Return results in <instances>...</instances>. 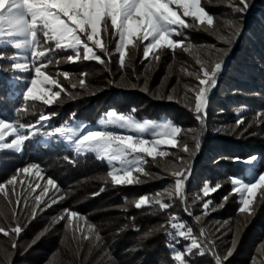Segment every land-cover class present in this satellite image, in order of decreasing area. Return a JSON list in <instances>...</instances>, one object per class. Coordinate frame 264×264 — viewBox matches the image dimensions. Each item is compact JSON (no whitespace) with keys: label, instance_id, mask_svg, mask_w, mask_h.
Returning a JSON list of instances; mask_svg holds the SVG:
<instances>
[{"label":"trees","instance_id":"1","mask_svg":"<svg viewBox=\"0 0 264 264\" xmlns=\"http://www.w3.org/2000/svg\"><path fill=\"white\" fill-rule=\"evenodd\" d=\"M247 4L240 12L235 10V6L242 7L239 0H201V6L214 17V30L205 31L203 26L183 30L188 38L185 44L198 46L191 54L183 48L174 53L165 49L159 61L151 56L145 60L143 44L137 42L138 47L130 46L131 54L121 68L116 39L107 38L110 62L99 49L96 51L104 64L83 60L56 64L53 58V63L42 70L57 78L66 92L50 106L23 99L34 68L20 71L11 67L10 59L0 60V117L30 125L41 114H53L39 134L25 143L22 152L0 150V183L16 175L17 169L36 164L44 179L35 175V170L29 176L22 177L21 173L18 179L25 184H43L51 177L60 191L56 193L49 185V195L65 197L50 208L37 210L35 219H30L31 208L21 211L15 205L22 191L20 184L12 196L13 204L0 194V227L15 226L13 210L23 225L19 237L0 233V264H179L174 259L176 253L182 254L187 264H216V256L223 258L229 250L232 255L224 264H264V200L257 195L252 216L239 213L240 197L231 182L233 177L244 182L252 178L250 166L243 163L251 156L257 157L253 166L257 172H264V118L257 115L264 112V0H247ZM185 19L192 22L191 18ZM236 28L239 35L234 36ZM1 52L9 56L14 50L6 47ZM70 54L71 50L55 55ZM197 56L209 63L221 57L224 61L208 94L203 124L194 111V95L188 91L198 86L196 77L188 75L200 70ZM58 72L71 73L69 80L77 87L72 88L69 80L56 75ZM82 73L87 75L82 77ZM81 78L86 81L83 88L78 84ZM59 90L52 87V91ZM68 93L74 98L70 99ZM110 110L137 119L169 121L182 129L177 137L179 147H162L171 153L169 156L155 161L146 157L144 168L151 176L134 173L142 181L139 184L114 186L107 177V161L41 142L46 136L44 130L73 121L94 122ZM241 118L243 123L237 125ZM183 145L189 151H183ZM177 168L185 170L187 176L183 198L165 195L164 202L172 205L166 211L158 205L135 208V201L145 194L154 196L172 188L175 178L171 171ZM206 182L210 187H221L205 196ZM7 190L11 191L12 186ZM206 201H211L207 214L203 209ZM64 209L77 211L95 225L100 240L94 236L89 240L73 239L64 221L55 222ZM173 215L192 229L204 254H200L201 249H193L190 255L185 252L191 239L176 235L169 223ZM201 229L206 238L200 235Z\"/></svg>","mask_w":264,"mask_h":264},{"label":"snow or ice","instance_id":"2","mask_svg":"<svg viewBox=\"0 0 264 264\" xmlns=\"http://www.w3.org/2000/svg\"><path fill=\"white\" fill-rule=\"evenodd\" d=\"M239 5L242 7L235 6V10L243 12L248 7L247 0H239ZM185 18H191L192 22L190 23ZM200 26H203L205 31L214 30V17L201 6V0H0V48L11 47L14 50L9 56L0 52V60L10 59L11 67L20 71L34 68V77L31 78L29 86L23 93V99L25 101H42L45 105L50 106L60 98L62 92H66L57 78L42 70L53 63V58H55L56 64L62 60L71 63L81 60L96 61L104 64V58L96 51L99 49L110 62L111 53L107 38H111L116 39L115 51L118 54L121 68L126 66L125 58L131 54L130 46L136 48L139 44H143L145 60L151 56L153 60L159 61L160 53L165 49L174 53L177 48H183L184 51L191 54V50L198 46L191 43L185 44V40L188 38L183 30ZM233 35H239L238 28ZM174 36L183 38L174 39ZM69 50L72 54L65 57H56L55 55L57 51L67 52ZM223 55H227V50L223 51ZM196 63L200 65L199 72H189L188 75L196 77L198 86L189 88L188 91L194 95V111L197 114V119L203 124L208 94L217 82L224 61L221 57L209 63L197 56ZM184 71L187 72L186 69ZM56 75L69 80L72 74L58 72ZM86 75L87 73L81 74L82 77ZM69 83L72 88L77 87V84L72 83L71 80ZM78 84L82 88L85 87V79L81 78ZM48 86L60 90L52 91V87ZM68 97L74 98L71 93H68ZM168 99H172V97L169 96ZM132 111L135 112V109ZM52 115L41 114L39 119L30 125L16 124L0 117V150L9 149L22 152L25 143L39 134V129L45 126L44 122H47ZM257 115L264 118V112ZM106 118V121H101L97 128H89L86 125L75 127L65 125L47 132L46 135H59L73 146L78 155L91 153L95 154L98 160L107 161L110 168L107 177L111 179L114 186L141 183L140 177L134 173H140L145 177L151 176V173L144 168V164L147 163L146 157L155 161L157 157L164 158L171 154L163 150L161 146L171 148L180 146L177 137L182 129L171 122L161 124L151 121L138 122L132 115L119 114L115 110L107 112ZM240 123H243L242 118L237 120V125ZM113 129H119V131ZM149 130H151L150 133ZM145 133H149L151 138H146ZM8 136L13 137L10 142H6ZM182 150L187 152L189 148L187 145H183ZM235 159L239 160V158ZM256 161L257 157L255 156L243 161L250 166V173L253 177L251 181L244 182L236 177L231 178L234 193L240 195L241 206L238 212L246 214L247 217L255 213L253 205L257 195L261 200H264V172H257L253 167ZM115 164H119V167H116ZM33 170H35V175H41L39 166L31 164L17 169V174L13 175L6 183H0V194L4 195L10 205L13 204L12 196L16 195V185H21L22 191L17 196L15 205L21 211L24 208H31L30 219H35L38 214L37 210L43 211L65 198L63 195H49V185L56 193L60 191L58 184L51 177L46 178L43 184L31 181L25 184L23 179H18L21 173L31 174ZM171 175L175 178L172 188L163 193L158 192L154 196L145 194L135 201V208L141 209L145 206L158 205L161 211H166L172 205L164 202L165 195L169 198L173 195L183 198L187 180L185 170L177 168L171 171ZM41 179H44L42 175ZM9 185L12 186L11 191L7 190ZM220 187V184L210 187L206 182L203 194L208 196L219 190ZM37 189L40 191L35 194ZM94 195H98V193ZM224 199L227 200L228 197ZM210 204L211 201L203 203L205 214H207ZM41 205L44 207L42 208ZM188 214L191 215V212ZM12 218L15 226L9 229L0 227V233H3L4 236L15 234L16 237H19L23 231V225L19 223L17 211L13 210ZM196 219L199 221L200 218L196 217ZM60 221L65 222V228L72 232L73 239L79 237L89 240L94 236L95 240H100L95 225L89 223L77 211L64 209L55 222ZM80 221L84 223L81 224ZM169 223L173 229H176L177 236L191 239V244L185 249L187 254H192L193 249H201L200 254H204L201 241L192 235L191 228H186L184 223L178 222V218L174 215L170 216ZM169 235L172 234L169 233ZM200 235L206 238L203 229H201ZM12 247H16L15 242ZM213 255L216 256V253L213 252ZM231 255L232 251L229 250L223 258L216 256V264H224V261ZM174 259L179 261V264H187L180 253H176Z\"/></svg>","mask_w":264,"mask_h":264},{"label":"rangeland","instance_id":"3","mask_svg":"<svg viewBox=\"0 0 264 264\" xmlns=\"http://www.w3.org/2000/svg\"><path fill=\"white\" fill-rule=\"evenodd\" d=\"M173 7H175V6H173ZM3 49H4V48H0V52H1ZM108 112H109V111H108ZM106 113H107V112H106ZM106 113H104L100 118H98V119L95 120L94 122H80V121H73V122H71V123L64 124V125H61V126H65V125H67V126L75 127V126H77V125H86V126L89 127V128H97V127L100 126V122H101V121H106V119H107V118H106ZM119 114H121V113H119ZM134 119H135L136 121H138V122L151 121V122H153V123H155V124H161V123L169 122V121H156V120L137 119V118H134ZM47 122H48V121H47ZM47 122H44V124L47 123ZM61 126H60V127H61ZM55 128H57V127H55ZM55 128L48 129V130H44L43 133L46 134L47 132L52 131V130H54ZM113 130L119 131V129H113ZM150 132H151V130H149V133H150ZM149 133H145V134H144V135L146 136V138H151V136H150ZM130 134H133V135H139L138 133H130ZM12 138H13L12 136H8V137L6 138V142H10ZM41 142H42L44 145H49L50 143H52L54 146L62 147V148H66V149H71V150L74 151L73 146H72L70 143L64 141L61 137H59V135H52V136H48V135H46L45 137L42 138ZM161 147H166V146H161ZM6 150H9V149H6ZM11 151H14V150H11ZM16 152H17V151H16ZM74 152H75V151H74ZM75 153H76V152H75ZM76 154H77V153H76ZM90 154H91V153H90ZM77 155H78V154H77ZM93 155H95V154H93ZM256 163H257V161L254 163L253 166H255ZM115 166H116V167H119V164H115ZM249 172H250V170H249ZM24 176H29V174H25V173H23L22 177H24ZM252 178H253V177H252ZM252 178H251L249 181H251ZM249 181H248V182H249ZM237 194L239 195V193H237ZM239 197H240V195H239Z\"/></svg>","mask_w":264,"mask_h":264}]
</instances>
